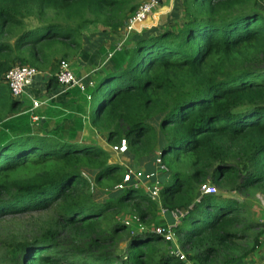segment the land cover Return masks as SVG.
<instances>
[{"label":"trees","instance_id":"trees-1","mask_svg":"<svg viewBox=\"0 0 264 264\" xmlns=\"http://www.w3.org/2000/svg\"><path fill=\"white\" fill-rule=\"evenodd\" d=\"M141 3L0 0V223L35 220L0 264H245L261 246L264 209L249 198L264 194L259 0H178L158 26L122 34L113 70L85 94L98 100L85 111L98 134L110 146L126 139L133 165L161 171L157 199L134 182L117 187L128 167L84 139L82 117L33 121L4 80L30 65L57 87L60 62L78 57L85 33L120 35ZM208 183L244 198L203 194ZM162 211L186 212L175 227L185 260L153 232L167 226Z\"/></svg>","mask_w":264,"mask_h":264},{"label":"crops","instance_id":"crops-1","mask_svg":"<svg viewBox=\"0 0 264 264\" xmlns=\"http://www.w3.org/2000/svg\"><path fill=\"white\" fill-rule=\"evenodd\" d=\"M177 1L178 0H172L169 8L161 10L160 16H163L161 19L160 16L150 17L151 19L149 18L146 21L145 27L152 28L153 26H158L160 20L164 21L168 19L171 16L170 11H172ZM259 2L261 8L264 0H259ZM124 33L125 31L120 35H113L111 32H105L101 27L89 29L84 35L81 52L76 59L70 61L71 68L73 70L74 68L76 69V72L74 71L76 75L83 78L86 89L82 90L79 86L66 88L60 84L50 89L48 86L49 75L46 72H42L31 85L27 86L25 95L21 98L25 106H27V111L25 112L29 113V115L34 113L44 120L47 119L55 122L69 118L72 115H77L83 118L82 134L84 139L88 137L94 139L97 136L105 139L104 136L98 134L86 117L85 111H90L91 107L89 102L86 104V100H83V98H85L83 94L92 93L88 91V89L97 85L108 71L113 70V64L109 59L112 52L109 54V50L113 44H117L116 42L122 39V34L125 35ZM34 98L38 99L40 102V105L36 108H33ZM105 144L109 145L106 139ZM105 144L103 145L106 147ZM126 156L125 158L129 157ZM129 165L136 167L133 164ZM144 165L147 167V164ZM162 215L167 223L175 222L174 211H162ZM245 264H264V235L262 236L261 246L247 258Z\"/></svg>","mask_w":264,"mask_h":264},{"label":"built area","instance_id":"built-area-1","mask_svg":"<svg viewBox=\"0 0 264 264\" xmlns=\"http://www.w3.org/2000/svg\"><path fill=\"white\" fill-rule=\"evenodd\" d=\"M172 0H147L142 2L138 7L137 11L129 18L127 24L125 26V34L129 36L131 33L141 32L145 27L146 21L150 17H158L160 16V12L162 9L169 8ZM170 11V10H169ZM124 40L118 42L116 45L117 49H120L123 46ZM112 54H110L111 56ZM42 72L30 65H16L12 67L10 70L6 72L4 75L5 82L9 85L12 94L14 97L21 99L26 92L27 86L31 85L34 80L41 74ZM57 78L60 85L70 88L72 86H79L82 90L86 89V84L82 77H78L74 70L71 68V63L69 60H62L59 65V70L57 72ZM40 105L38 99H33V108H36ZM32 108V109H33ZM40 119V116L37 114H32V120L37 121ZM111 149L113 152L117 154L125 153L128 150V142L126 139H123L121 143L111 145ZM158 164L161 166V169L166 170L165 166L161 163V159L158 156L156 159ZM162 164V165H161ZM149 177H154L156 174L151 172ZM143 172L140 170H135L133 168H128L124 180L117 187L124 188L130 182H134V186L138 187L135 183V179H142ZM218 190L212 184H204L202 186V193H216ZM154 199L159 197L160 193V182L156 179V183L153 189L149 192ZM175 213V222L174 225L167 224V226H159L153 230L154 234L162 236L167 241L175 242V227L178 225L180 219L185 216L186 212L183 211H174ZM261 226L264 228V217L260 219ZM174 253L179 256L181 259H186L185 255L180 249H176Z\"/></svg>","mask_w":264,"mask_h":264},{"label":"rangeland","instance_id":"rangeland-1","mask_svg":"<svg viewBox=\"0 0 264 264\" xmlns=\"http://www.w3.org/2000/svg\"><path fill=\"white\" fill-rule=\"evenodd\" d=\"M145 1H147V0H140V2H145ZM261 9L264 10V2L261 5ZM112 34L113 35H117V34H114V33H112ZM70 61L71 60H69V62ZM74 71L76 72L75 68H74ZM94 90H95V87H90V89H88V91H90V92H94ZM83 96H85V98H83V99H86V95L83 94ZM87 101L89 102L90 107L91 106L95 107L97 105V103H98L97 99L87 100ZM95 139L98 140L100 143L105 144V139L103 137L97 136L94 139H90L89 137L87 138L88 141L89 140L93 141ZM109 146L110 145H106V147H108V149L112 152L111 161L112 162L116 161V162H120V163H125L128 168H133L135 170L142 171L143 172L142 179H139V180L135 179V181H136L135 183L138 185V187H142L146 191L150 192L153 189V187H154V185L156 183V180H155L154 177H149L148 175L151 172H154L156 174V176L160 175L161 171L159 172V170L157 169V166H156V168L154 167L155 170L151 171L149 168H147L144 165V164H147V165L149 164L148 163L149 160L145 159V160L142 161L143 165H140V166L136 165V167H132V166L129 165V164H134L135 163V162H133L132 155L127 154V152L121 153V154H117V153L113 152L112 149H111V146L110 147ZM126 155L129 156V157L125 158ZM208 184H211V183H208ZM216 193L217 194L220 193V194H222L225 197H236V198H238L240 200H243V198H244L238 192L231 191L229 189H223V190H219L218 189V191ZM249 198H251L250 200L253 201V204L255 206H257V207L260 206V207H262L264 209V194L263 193H259V192L255 191L249 196ZM39 216L43 218V217H46V214H42V215H39ZM39 216L37 215L35 217L36 221H38V222L41 219V218H39ZM175 216L176 215L174 214V217ZM257 218H262V217L260 216V217H257ZM34 222H35L34 218H32L30 215H27V216H24L22 219H18V220L14 219L12 216H8V217H6V221H4V222L2 221L0 223V257H3L5 255V253H6V250L4 249V246L6 245L7 242H9L8 244H11L13 242V239H15L17 237H19V238L31 237L30 235H31V233L33 232V229H34L32 227V225H34ZM167 224L174 225L173 223H167ZM175 241H176V237H175ZM174 244H175L174 245L175 249H179L180 248L175 242H174ZM122 246H123V248H126L127 242H123Z\"/></svg>","mask_w":264,"mask_h":264},{"label":"water","instance_id":"water-1","mask_svg":"<svg viewBox=\"0 0 264 264\" xmlns=\"http://www.w3.org/2000/svg\"><path fill=\"white\" fill-rule=\"evenodd\" d=\"M163 16H160V19L162 18ZM165 18V17H164ZM126 24H127V21L125 22V24H124V27L126 26ZM186 262V264H190V262L189 261H185Z\"/></svg>","mask_w":264,"mask_h":264}]
</instances>
